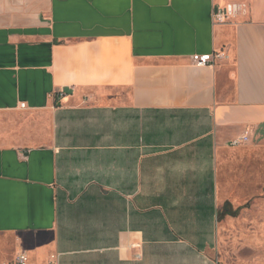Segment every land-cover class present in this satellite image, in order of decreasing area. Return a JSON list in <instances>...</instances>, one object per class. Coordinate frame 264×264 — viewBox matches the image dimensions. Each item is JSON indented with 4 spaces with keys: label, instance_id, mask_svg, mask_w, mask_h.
Instances as JSON below:
<instances>
[{
    "label": "crops",
    "instance_id": "obj_1",
    "mask_svg": "<svg viewBox=\"0 0 264 264\" xmlns=\"http://www.w3.org/2000/svg\"><path fill=\"white\" fill-rule=\"evenodd\" d=\"M244 133L264 153V0H0V264H227Z\"/></svg>",
    "mask_w": 264,
    "mask_h": 264
},
{
    "label": "rangeland",
    "instance_id": "obj_2",
    "mask_svg": "<svg viewBox=\"0 0 264 264\" xmlns=\"http://www.w3.org/2000/svg\"><path fill=\"white\" fill-rule=\"evenodd\" d=\"M219 161L218 242L210 250L227 264H264V153L248 144Z\"/></svg>",
    "mask_w": 264,
    "mask_h": 264
},
{
    "label": "built area",
    "instance_id": "obj_3",
    "mask_svg": "<svg viewBox=\"0 0 264 264\" xmlns=\"http://www.w3.org/2000/svg\"><path fill=\"white\" fill-rule=\"evenodd\" d=\"M237 12V6L232 4L228 5L225 8L218 10L215 19L217 22H225L229 17H233L234 14ZM219 58V54H210V55H194L192 56L191 60L192 63L196 66H205L209 64H213L216 59ZM21 109L25 108L24 104L20 105ZM248 142V135L247 133H244L241 137L237 138L236 140L232 141L230 143V147L236 148L243 146ZM52 262L49 264H56V257L52 258ZM28 263V255L24 250H20L15 257L9 261L5 262L3 264H27Z\"/></svg>",
    "mask_w": 264,
    "mask_h": 264
}]
</instances>
